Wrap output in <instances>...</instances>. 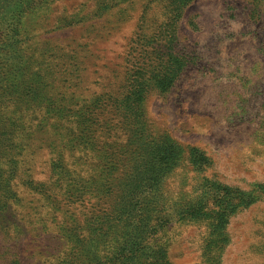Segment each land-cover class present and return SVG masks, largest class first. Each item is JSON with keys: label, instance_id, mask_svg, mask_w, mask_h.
Segmentation results:
<instances>
[{"label": "rangeland", "instance_id": "obj_1", "mask_svg": "<svg viewBox=\"0 0 264 264\" xmlns=\"http://www.w3.org/2000/svg\"><path fill=\"white\" fill-rule=\"evenodd\" d=\"M0 264H264V0H0Z\"/></svg>", "mask_w": 264, "mask_h": 264}]
</instances>
